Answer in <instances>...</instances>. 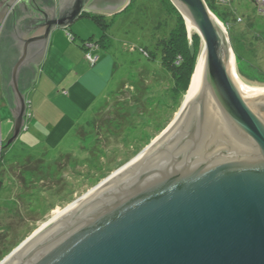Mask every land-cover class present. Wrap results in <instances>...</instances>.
Segmentation results:
<instances>
[{
	"label": "water",
	"instance_id": "obj_1",
	"mask_svg": "<svg viewBox=\"0 0 264 264\" xmlns=\"http://www.w3.org/2000/svg\"><path fill=\"white\" fill-rule=\"evenodd\" d=\"M5 1L0 22L14 7L0 32L16 115L10 144L27 129L26 90L54 30L85 12L122 13L132 0ZM171 2L203 42L186 109L0 264H264V90L234 78L231 35L206 0Z\"/></svg>",
	"mask_w": 264,
	"mask_h": 264
},
{
	"label": "rangeland",
	"instance_id": "obj_2",
	"mask_svg": "<svg viewBox=\"0 0 264 264\" xmlns=\"http://www.w3.org/2000/svg\"><path fill=\"white\" fill-rule=\"evenodd\" d=\"M249 2L250 0H237V4L240 7L239 11L248 12V10H252L254 5L252 6ZM254 3L257 6L258 11L264 14V11H262L263 8L260 6L258 0ZM167 7L168 6L160 0H134L133 6H130L122 13L112 16L114 19L112 20V24L108 27L109 44L105 48V51L113 57V60L116 61L118 66L114 72V78L111 82L110 89L104 93V96L100 99V101H96L95 105L92 106L95 108L94 111L102 112L101 117H103L110 109L109 107L112 106V103L115 102V97L118 95V91H120L121 84L131 80L138 81L140 78L148 82L154 81L151 83L152 85L150 90L144 92L143 97H160L164 94L163 97L165 98L161 100L167 101V103L165 102L167 110L163 111V114H161L162 120L165 118L163 129L157 131V129L162 128V125L159 127H154V125H152L150 128L146 127L145 129H142L144 127H141L139 132L140 134L137 138L132 137L125 143L118 142L117 140V142L115 141L108 146H105L108 142L103 140L102 143H104V145L99 142L96 145L99 149L94 150V152L83 149L82 146L84 144H81L80 141L76 140L74 136L71 135L72 133L64 137L61 141L55 143L53 142L54 137H52L51 141L50 139L48 140L50 136L46 138L39 137L41 140H39V138L33 139L30 137V135L35 136V133L37 132L34 131L36 129L35 126L31 127L30 131L24 130L19 139L20 143L25 142V144L20 146V148L24 147V150L30 152H39L37 155H41V150H44L43 148H45L50 150L49 156L47 155L49 158L55 159L60 157L59 160H63L68 158V155H70L73 156V162H67L66 165L65 163H62L64 166L62 165L60 168L63 170L61 171L62 175L59 181L52 180L54 178H51V180H42V178H39L36 182H30L31 178H27V184H25L22 179L24 176L19 172V167L21 168L22 164L25 163L23 162L24 158L16 161V157H11L10 162H17V168H14L15 172H13L12 175L9 174L8 171L4 181L5 187L0 190V207H2V209H0V223L1 221L2 223H9V221H13L12 226L14 229L17 227L16 229L22 239L21 242L26 240L27 237L34 233V231L38 230L39 227L49 222L51 218L55 217L58 214L56 213L57 211H63V209L72 204L73 201L84 196L87 191H91L92 188H94L100 181L106 179L107 176L117 171L119 167L130 162L131 159H133L162 134L161 132L174 121L175 116L181 110V106L185 101L186 94L189 89L185 94H178L173 91V85L172 81L169 79V73L160 61V51L156 49L157 42L160 37L167 35L173 27L174 14L168 13ZM107 17L112 18L110 16ZM241 17L243 19L239 23H241V27L244 28L246 25V17L245 15ZM88 19L84 17L79 20H88V22L93 21L91 22V27L93 23V27L96 29L94 35H96L97 38L100 37L102 29H100L95 20L92 18ZM79 20H77V22H81ZM220 21L224 24L221 19ZM256 22V27L252 32V36L250 34V38H252L253 42L255 41L253 38L256 35L254 32L258 33L260 29H264L263 18L259 17ZM224 25L226 26V24ZM191 32H195V30H192ZM242 36L246 37L245 35ZM234 45L242 58H251V52L245 45V42L242 43L238 41ZM141 48L157 52V54L155 57L148 58L143 51H141ZM254 49V55L256 56L253 60L262 69H264V36H262L259 42L257 41ZM235 59L236 79L250 83L253 86L257 85L264 87V75L260 76L246 67L247 72H249L252 77L255 78V76L258 75L259 78L251 80L245 75L243 76L238 70V59L236 58V53ZM154 79L157 80L155 81ZM123 95L124 94L122 93L119 94L121 98H123ZM109 96L112 100H107V97ZM163 101H161V103H163ZM93 108L91 109L93 110ZM88 116L85 118L83 116L81 121H86ZM27 120L28 118L26 121ZM110 147L111 149H108ZM113 148L115 151H112ZM83 157L94 159V161L90 162V160L84 159ZM76 158H83L86 162H84V160L76 161ZM27 176L28 175L25 177ZM51 184L60 188H56L49 193L48 191H44L42 193L43 195L39 194L41 193L40 190L43 186H46V188L49 189ZM27 189L34 191L31 192L32 194L29 197H35L36 199L29 205H23L22 201L24 200L20 198L19 194L21 192L25 194L26 191H28ZM5 202H8L13 206L15 205V207L19 205L22 209L25 206H34L35 211L27 212L26 209L24 213V211L21 210L22 214H24L23 216H20L21 212L17 211L16 213L14 211L16 214H14L12 218H9L6 216L5 212L7 208L3 207L5 205L3 203ZM6 239H12L11 235L6 236Z\"/></svg>",
	"mask_w": 264,
	"mask_h": 264
},
{
	"label": "trees",
	"instance_id": "obj_3",
	"mask_svg": "<svg viewBox=\"0 0 264 264\" xmlns=\"http://www.w3.org/2000/svg\"><path fill=\"white\" fill-rule=\"evenodd\" d=\"M160 1L168 6V13L174 14V23L170 32L167 35L160 37L157 42L156 49L160 51V61L169 73V79L172 81L173 91L178 94H185L191 85L190 83L195 74L194 71L198 64V59L203 51L202 38L196 33V29H188L184 18L178 12L177 8L174 6L171 0ZM206 1L211 11L214 12L217 17H219L227 26L229 35H231L232 46L234 47V52L236 53V58L238 59V70L240 71V73L251 80H256L257 78H259L258 75H256L255 78L252 77L246 70V67H248L250 71L257 73L260 76L264 75V69H262L253 60L256 56L254 55L255 45L257 44V41L259 42L262 36H264V29H260L258 33L254 32V34L256 33L253 38L255 39L254 42L252 41V38H250L253 34L252 32L254 31V28L256 27V21L259 19V17L264 19V14L258 11V8L254 3L255 1L257 2V0H250L249 3L252 4V6L254 5V7L252 10H248V12L239 11L240 7L237 4V0H229L228 2L224 0ZM133 2L134 0L130 2V6H133ZM244 15L246 17V25L243 28L241 27V23H239L238 18ZM84 16L95 20L100 29H102L100 37L97 38L89 36V38L82 40L81 45L84 49L86 58V55L91 50H100L101 48H106L108 46V27L112 24V20L114 19V17H112V15L110 16L112 18H108L107 16L102 14L99 15L89 12L85 13ZM192 30H195V32H191ZM68 31L71 35L69 36V38L71 40H74L75 36L70 32L69 28ZM242 35H245L246 37ZM89 41H94L98 45V48L89 49L88 47H86L85 45ZM238 41L242 43L245 42V45L251 52L250 59L242 58V56L237 52L234 44ZM141 51H143V53L148 58L155 57L157 54V52L148 51L146 48H141ZM113 64L114 71L112 76L114 78V72L116 71L118 64L115 60ZM154 80L156 81L157 79ZM152 82L154 81L148 82L141 78L138 79V81L131 80L124 82L120 85V91H118V95L115 97V102L112 103V106L109 107L110 109L104 114L103 117H101L102 112H96L94 111L95 108H93L92 116L88 117L84 122L81 121V123H76L75 127L70 131V134L72 133L71 135L74 136L76 140L80 141L81 144H84L82 146L83 149L94 152V150L99 149L96 147V145L99 142L102 143L103 140L105 142H108L106 143L107 145H105L108 146L115 141L117 142V140L118 142L125 143L132 137L137 138V136L140 134L139 132L141 130V127H144L142 129H145L146 127L150 128L152 125H154V127H159L162 125V128L157 129V131L162 130L165 118L162 120L161 114H163V111L167 110V101L161 100L165 98L163 97L164 94H162V96L160 97H143L144 92L150 90ZM121 93L124 94L123 98L119 96V94ZM161 101H163V103H161ZM30 113L32 117L28 118L27 120V129H29L30 127L29 123H31V120L34 119L32 109L30 110ZM19 138L20 136L16 141L11 142L10 144L6 143L0 148V190L5 187L4 181L6 179V174L8 173V171L9 174L12 175V173L15 172L14 168H17V162H10L11 157L13 156L16 157V161L24 158L23 162L25 163L22 164L21 168L19 167V172L24 176V178L22 179L23 183L25 184H27V178H31L30 182H36V180H38L39 178H42V180H51V178H54L52 180L59 181L62 175L61 171L63 170L60 169L62 165L64 163L66 165L67 162H73V156L70 155H68V158L63 160H59L60 157H57L55 159L49 158L48 156L50 150L45 148H43L44 150H41V155H37V153L39 152L36 151L30 152L24 150V147L20 148V146H23L25 142L20 143ZM102 145H104V143H102ZM108 149H111V147ZM112 151H115V149L113 148ZM83 158H76L75 160L83 161L84 159H88L90 160V162L94 161V159H90L87 157L84 159ZM84 162L86 161L84 160ZM26 175L28 176L25 177ZM56 188L60 187H56V185L51 184V187L48 189L46 188V186H43V188L40 190L41 193L39 194L43 195L42 193L44 191H48V193L52 192ZM27 190L28 191H26L25 194L23 192L19 194L20 198L24 200L22 201L23 205H29L36 199L35 197H29L32 194L31 192L34 191H32L31 189ZM3 204H5L3 207L7 208L5 212L6 216L9 218H12L13 215L17 213V211L21 212L20 216L24 215L22 214L21 210H23L24 213L26 209L27 212L35 211L34 206H25L26 208L24 207L22 209L19 205L15 207V205L13 206L8 202H5ZM0 209H2V207H0ZM12 222L13 221H9V223H2L1 221L0 223V261L5 258V255L16 248V246L22 240L19 236L18 230L16 229L17 227H15V229L13 228ZM8 235H11L12 239H6V236Z\"/></svg>",
	"mask_w": 264,
	"mask_h": 264
},
{
	"label": "crops",
	"instance_id": "obj_4",
	"mask_svg": "<svg viewBox=\"0 0 264 264\" xmlns=\"http://www.w3.org/2000/svg\"><path fill=\"white\" fill-rule=\"evenodd\" d=\"M5 4L6 1L1 5L0 12ZM12 8L6 9L0 26L4 27ZM85 13L79 19H83ZM88 20L76 21L77 23L74 22L75 24L68 27L75 36L74 40L69 38L68 28L55 29L43 61L35 66L37 67L36 77L32 80L31 87L26 90V100L34 115V121L31 120L30 127L26 130L30 131L31 127L35 126L34 131H37L35 136L30 135L33 139L50 136L48 138L50 141L52 137L55 143L61 141L70 134L83 116L84 118L88 115V117L92 116V106L110 89L114 71L113 57L105 51V48H101L91 50L99 57L95 63H89L85 58L82 40L89 36L96 37L93 23L91 27L93 21L89 23ZM107 100L112 99L109 96ZM15 118L16 115L3 90L0 69V147L11 140Z\"/></svg>",
	"mask_w": 264,
	"mask_h": 264
},
{
	"label": "bare ground",
	"instance_id": "obj_5",
	"mask_svg": "<svg viewBox=\"0 0 264 264\" xmlns=\"http://www.w3.org/2000/svg\"><path fill=\"white\" fill-rule=\"evenodd\" d=\"M187 21H188V24H187V26H188V29L189 30H191V29H196V27H194V25H192L191 23H190V21H189V19H188V17H187ZM231 59H232V71L234 72V78L236 79V74H235V62H236V60L234 59V56L232 55V57H231ZM199 61H198V64H197V66H196V69H195V74H194V76H193V78H192V80H191V85H190V87H189V90H188V92H187V94H186V98H185V101H184V103L182 104V106H181V109L182 110H184V109H186L185 107H186V105H187V103H188V101H189V99H190V95H191V92H192V90H193V88H194V85H195V82L197 81V78H198V76L200 75V71H201V69L203 68V64H204V54H203V51H202V53H201V55H200V57H199V59H198ZM240 82H241V85H244V84H250V83H247V82H243L242 80H240ZM256 89H258V90H264V87H261V86H253V85H251L250 84V90H256ZM157 140V139H156ZM95 191V189H92L91 191H89V193L88 194H85V196H84V198L85 197H87V196H89V194H91L92 192H94ZM74 204V203H73ZM71 207H73V205H71L70 206V208ZM64 212V210L62 211H57L56 213H58L56 216H59V215H61L62 213ZM55 216V217H56ZM46 224V223H45ZM44 224V225H45Z\"/></svg>",
	"mask_w": 264,
	"mask_h": 264
},
{
	"label": "built area",
	"instance_id": "obj_6",
	"mask_svg": "<svg viewBox=\"0 0 264 264\" xmlns=\"http://www.w3.org/2000/svg\"><path fill=\"white\" fill-rule=\"evenodd\" d=\"M224 1L228 2L229 0H224ZM258 2L260 3V6L263 8L262 11H264V0H258ZM238 21L241 22L242 21V17H239ZM1 29H2V26H0V32H1ZM68 34H69V36H71L69 32H68ZM0 35H1V33H0ZM85 46L88 47L89 49L90 48L91 49H97L98 48V45L94 41H89L88 43H86ZM86 58H87L88 62L95 63L98 60L99 57L90 51L86 55ZM30 117H32V115L30 113V104H29V108H28V112H27V118H30ZM0 159H1V153H0Z\"/></svg>",
	"mask_w": 264,
	"mask_h": 264
}]
</instances>
